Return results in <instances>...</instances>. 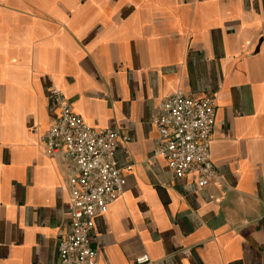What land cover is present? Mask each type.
<instances>
[{"label": "crops", "instance_id": "obj_1", "mask_svg": "<svg viewBox=\"0 0 264 264\" xmlns=\"http://www.w3.org/2000/svg\"><path fill=\"white\" fill-rule=\"evenodd\" d=\"M51 86L129 139L97 264H264V0H0V264H60L71 231L65 165L40 143ZM178 90L216 98L206 189L153 160V116Z\"/></svg>", "mask_w": 264, "mask_h": 264}, {"label": "built area", "instance_id": "obj_2", "mask_svg": "<svg viewBox=\"0 0 264 264\" xmlns=\"http://www.w3.org/2000/svg\"><path fill=\"white\" fill-rule=\"evenodd\" d=\"M51 123L40 143L65 165L71 231L59 245L60 264H97L90 235L95 219L105 216L126 187L125 171L117 161L118 144L127 143L114 130H98L74 113L64 93L48 90ZM217 102L213 96L196 97L182 90L164 96L157 105L152 126L158 134L153 160L162 159L178 181L191 178L206 189L220 180L211 154ZM189 256L187 250L183 252ZM136 264H152L148 255Z\"/></svg>", "mask_w": 264, "mask_h": 264}]
</instances>
